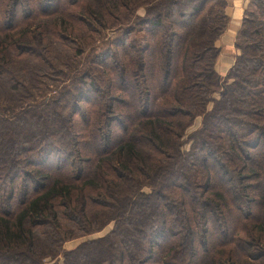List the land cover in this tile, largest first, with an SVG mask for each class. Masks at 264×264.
I'll use <instances>...</instances> for the list:
<instances>
[{
    "label": "trees",
    "instance_id": "1",
    "mask_svg": "<svg viewBox=\"0 0 264 264\" xmlns=\"http://www.w3.org/2000/svg\"><path fill=\"white\" fill-rule=\"evenodd\" d=\"M225 8L0 0V264H264V0L221 78ZM94 25L120 36L46 99Z\"/></svg>",
    "mask_w": 264,
    "mask_h": 264
},
{
    "label": "rangeland",
    "instance_id": "2",
    "mask_svg": "<svg viewBox=\"0 0 264 264\" xmlns=\"http://www.w3.org/2000/svg\"><path fill=\"white\" fill-rule=\"evenodd\" d=\"M137 14L143 15L144 11L142 12V9H141L138 11ZM133 25H135L134 19L130 21V24L128 25V27L133 26ZM93 30L94 32L86 31V34L84 35V37H80V39L83 40V44L81 46L82 55L78 56L76 60H74L75 54L72 51L79 49L78 48L79 45L76 43V46H74L73 42H72L73 44H70L68 42L70 40H68L67 43L66 41L63 42L65 52L66 51H71V52L69 54H65V57L61 60V62L64 63V65L58 66V71L60 74H57L58 71L55 74V73H52L51 71H48L47 69L42 73V75L48 78V79L43 80L44 84L42 86L43 95H45L46 99L51 98V96L54 95L55 92H58L62 87L69 86L71 83L70 80L74 77L76 73L82 71L83 69H87V67L91 65L88 63L92 55H94L97 52L99 53L100 52L99 50H101V48H104L106 43L109 44L111 41L116 40L120 36L117 30L100 29V27H98L97 25L93 26ZM215 46H216V43H215ZM94 51L96 52L94 53ZM94 61H95L94 57H92L91 63ZM72 69H75V70L72 71ZM69 70H71L72 72L65 79L64 76L66 75V73H68ZM199 127H200V118H197L193 122V125L186 131L185 135L191 134L193 131L197 130ZM183 141L185 142V145L183 146V150L187 151L189 149L190 143H187L186 137L183 139ZM145 192H149V191L145 189ZM112 228H113V223H110L99 234H94L91 236H87L85 238L67 242L64 245V249L66 251L71 250L83 241L92 240L98 237L105 236L107 233H109L112 230ZM60 264H62V262H60Z\"/></svg>",
    "mask_w": 264,
    "mask_h": 264
},
{
    "label": "crops",
    "instance_id": "3",
    "mask_svg": "<svg viewBox=\"0 0 264 264\" xmlns=\"http://www.w3.org/2000/svg\"><path fill=\"white\" fill-rule=\"evenodd\" d=\"M225 2L227 27L216 42L219 56L215 63V72L221 78L227 75L233 67L236 57L239 55V51L235 48V42L249 5V0H225Z\"/></svg>",
    "mask_w": 264,
    "mask_h": 264
}]
</instances>
